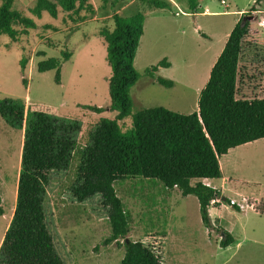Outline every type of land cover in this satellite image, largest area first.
<instances>
[{
    "label": "rangeland",
    "instance_id": "1",
    "mask_svg": "<svg viewBox=\"0 0 264 264\" xmlns=\"http://www.w3.org/2000/svg\"><path fill=\"white\" fill-rule=\"evenodd\" d=\"M53 1L58 4L57 17H52L47 11H42L40 17L33 15L36 0H14L13 8L22 10L31 17L35 27L21 34L18 41H11L7 35L0 36V98L22 99L26 107L30 104L43 106L55 117L79 120L75 151L69 166L65 170L50 172L44 201L46 223L54 244L66 263L77 260L75 264H104L106 255L102 240L110 233L106 208L99 196L78 202L70 194L81 151L88 143L89 130L101 118H114L115 115L110 110V67L106 60V46L98 35L99 29L103 26L111 27L110 19L115 13L125 16L138 11L144 13V32L133 61L139 78L129 93L132 111L162 106L188 114L197 110L199 92L204 87L206 66L212 51L223 40H227L228 33L240 17L239 11L248 12L255 0H224V3L221 0H197L195 11L190 9L188 0H169L173 7L166 8L165 12L148 7L139 0H85L94 7L95 14L77 25L64 24L62 16L66 11H63L58 0ZM82 1L84 0H75L76 6ZM151 8L152 11L149 12ZM255 8L247 16L250 24L243 40H253L254 43L263 40V43L261 42V51L257 52L256 59L247 62L244 55L241 56L239 72L244 74L248 71L250 77L242 78L249 87L245 90L239 87L238 98L264 97V78L258 74L264 73V28L257 23L261 16L264 17V1L255 5ZM178 9L186 14L176 15ZM205 9L209 13H204ZM257 10L261 13H257ZM163 14L166 15L162 17ZM63 51L70 52L71 57L62 63L60 82L57 83L54 59L63 57ZM21 58H27L23 73L19 64ZM163 58L170 61L172 66L159 67L156 75L173 80L172 87H165L145 74L147 67ZM42 65L47 67L41 70ZM260 80L263 83L258 86ZM82 105L98 106L102 112L96 113ZM119 125L122 130L129 129L132 126L131 117L119 121ZM23 136L22 129L11 127L0 116V244L15 207ZM230 156L228 153L220 157L223 176L231 175ZM251 163L262 168L261 173L253 175L261 178L264 190V149L261 154L252 158ZM221 180L219 178L218 181L209 183L216 186ZM157 185L164 188L159 180L141 176L113 183L117 196L129 213L128 228L132 239L138 240L151 231L165 233L169 229L168 213L188 211L190 227L186 231L170 227V234L164 240V264L168 260L174 263L180 258L194 260L197 257L208 260L206 264H219L228 253L221 251L219 257L211 258L214 250H211L208 233L196 223L195 205H189L187 209L180 203V206L170 205L171 201L158 197ZM228 195L231 196V193ZM225 204L229 205L228 202ZM236 215L235 233H238L243 223L248 227V241L244 246H248L249 251L259 248L264 253V219L253 211H247L246 215L237 212ZM222 217L224 223L232 220L226 212ZM72 235H77L76 239L82 242L67 249L65 241L70 237L66 236ZM153 235L145 245L154 249L160 244L155 243ZM255 242L261 245H256ZM110 245L108 264H120L119 257L123 256L124 249L115 251V244ZM247 264L263 262L253 259Z\"/></svg>",
    "mask_w": 264,
    "mask_h": 264
},
{
    "label": "trees",
    "instance_id": "2",
    "mask_svg": "<svg viewBox=\"0 0 264 264\" xmlns=\"http://www.w3.org/2000/svg\"><path fill=\"white\" fill-rule=\"evenodd\" d=\"M139 1L152 8L172 6L169 0ZM262 1L255 0L229 32L199 92L197 110L188 114L162 106L132 111L129 93L139 78L133 61L144 32V13L138 11L128 16L115 13L110 19L112 26L99 29L110 67V110L115 115L101 118L89 130L70 194L78 202L100 197L110 225V233L102 245L114 242L124 249L120 264L163 263L151 248L128 237L129 213L116 194L115 181L141 176L157 179L167 189L177 187L182 195H195L201 220L211 230L210 201L220 198L228 202V199L200 179L219 178L221 155L230 148L264 137V97H237L239 54L250 24L247 16ZM58 2L66 11L62 21L67 25H77L95 14L94 7L85 0L77 6L75 0ZM13 4L14 0H1L0 36L7 35L11 41H18L21 34L35 27V22L24 11L14 9ZM57 5L53 0H36L32 14L40 17L42 11H47L57 17ZM188 5L195 11L197 0H188ZM62 55L54 59L57 83L61 65L70 59L71 53L63 51ZM19 64L23 73L27 58H21ZM169 65L163 58L147 67L145 74L165 87H172L173 80L156 75L159 67ZM46 67L42 65L40 69ZM82 107L102 112L98 106ZM0 116L11 127L24 131L15 207L0 244V264H65L48 230L44 201L50 172L69 166L80 122L75 118L55 117L43 106L26 107L22 99L9 97L0 98ZM128 116L132 126L122 130L119 121ZM192 180L197 181L192 184ZM254 207L264 214V200ZM222 232L224 238L220 245L226 247L233 239L228 232Z\"/></svg>",
    "mask_w": 264,
    "mask_h": 264
},
{
    "label": "crops",
    "instance_id": "3",
    "mask_svg": "<svg viewBox=\"0 0 264 264\" xmlns=\"http://www.w3.org/2000/svg\"><path fill=\"white\" fill-rule=\"evenodd\" d=\"M173 7V6H172ZM158 10H163L165 12L166 8L160 9L157 8ZM152 11V8L149 10V12ZM260 11V10H258ZM209 13V11L207 12ZM242 10L239 11V15L241 16ZM259 14L261 13L258 12ZM166 14H163L162 17H164ZM238 20V19H237ZM237 22V21H236ZM233 28V27H232ZM229 34V33H228ZM228 37V36H227ZM259 41V42H258ZM226 40L222 41V44L217 46L213 51L212 54L209 58L208 64L206 66V76L204 78V85L206 81L208 80L209 73L211 70V67L213 66L214 62L216 61L217 57L221 53L224 45H225ZM261 42L263 43V40H257V42H253V40H242L241 43V50L239 54V60H238V76H237V93H239V87H242L243 90L247 89L249 87L248 84L243 82V77L249 78L250 74L248 71H245L244 74H242L240 71V62H241V56L244 55V58L247 62L252 61L253 59H256L257 52L261 49ZM261 51V50H260ZM170 65L166 68H169L172 66V63L169 61ZM162 68V67H160ZM159 68V69H160ZM158 69V70H159ZM259 76H262L264 78V73L259 72ZM263 83L262 80H260L259 85ZM202 89V88H201ZM200 89V90H201ZM240 98V97H239ZM263 98V97H261ZM246 99V98H244ZM262 149H264V137L259 138L253 141H249L243 144H240L238 146H235L233 148H230L226 154H231V158L229 160V172L231 175L223 176L222 175V168L221 170V182L218 183V185H211L209 181H218L219 178H203L200 179V181L206 185H209L212 188H216L220 191V194L222 196H225L227 199L234 200L240 204L243 205L241 209L238 207L232 206V209L229 205L225 204L224 202L217 203L214 206H209L208 212L209 216L211 219V223L213 226V229L209 230L205 225L203 224L201 220V215L199 212V203L197 200V197L193 194H188V195H182L177 187H173L171 189L167 188H162L159 185L155 186L156 189L158 188L159 190V195L158 197L162 200H169L171 201L169 204L174 206H181L187 209L189 205L193 206L195 205L196 210H197V217H196V223L200 227H204L206 232L208 233L209 240L211 241V250H214V253H212L211 258L214 257H219L221 255V251H226L228 254L227 256L221 260L219 264H247L250 260L256 259L258 262L262 260L264 264V253H262L259 248H255L253 250H248V246H244V243L248 241V227L246 223H243L239 227L238 233H235L236 227H237V221L236 213H244L246 215L247 211H253L255 214L258 215L259 218L264 219V214L259 213L255 207H252L250 204H257L260 200H264V190H262V181L261 178L257 177L256 175L253 174H258L261 173L262 168L261 166L253 165L252 158L255 155L261 154ZM259 150V152L257 151ZM225 155V154H223ZM222 156V155H221ZM220 156V157H221ZM261 156V155H260ZM220 157L218 158L219 160V165H220ZM241 159V160H240ZM240 160V161H239ZM242 162V163H240ZM259 165V164H258ZM221 167V165H220ZM264 170V169H263ZM242 177V178H241ZM194 181V182H193ZM197 180H192L191 183L194 184ZM154 189V188H153ZM228 193H231V196L228 195ZM248 202V203H247ZM238 208V209H237ZM237 212H235V211ZM227 215H230V218H232L231 221H228L227 223L223 222V217L222 214L224 213ZM175 212H171L167 214V224L169 229L164 233L163 231H151L147 235H143L144 237L136 240L132 239V236L129 235L128 237L131 240L134 241H141L144 245L148 238L151 237V234H154L152 236L153 239H156V244H160L157 248H152L149 247L153 250L155 254H157L161 260V262L164 264L163 261V244L164 240H166V237L170 234V227H174L177 229H181L186 231L190 227V215L188 214V211H183L178 214H174ZM156 216V215H154ZM264 223V222H263ZM264 226V225H263ZM219 228V229H216ZM223 231L228 232L230 236L232 237V242H230L226 247H223L220 245V240L224 238ZM158 233V234H157ZM142 233H139V235ZM144 234V233H143ZM157 234V235H155ZM138 236V235H134ZM70 237L69 240L65 241V245L67 246V249L71 247H74L77 245V243H80L82 241L76 239L78 236L77 235H72V236H66ZM137 238V237H136ZM54 241V240H53ZM76 243V244H75ZM114 243V242H112ZM111 244V243H110ZM108 244L104 246V252H105V260L104 264H108L110 262V259L108 258L109 250L111 248V245ZM115 244V243H114ZM256 245H261V243L255 242ZM116 246V245H115ZM147 246V245H145ZM56 247V246H55ZM117 247V246H116ZM115 247V251L121 250L122 248ZM58 254L59 251L56 248ZM116 253V252H114ZM61 257V255L59 254ZM123 257V256H122ZM120 255V261L122 259ZM63 262L65 264H75L77 260H74L73 262L66 263L64 259L61 257ZM208 261V260H207ZM204 258H195L194 260H182L181 258L177 260V262L172 263L170 260H168L166 263L167 264H206L207 263Z\"/></svg>",
    "mask_w": 264,
    "mask_h": 264
},
{
    "label": "built area",
    "instance_id": "4",
    "mask_svg": "<svg viewBox=\"0 0 264 264\" xmlns=\"http://www.w3.org/2000/svg\"><path fill=\"white\" fill-rule=\"evenodd\" d=\"M221 3H224V0H221ZM177 8H178V6H176ZM204 13H207L208 11H207V9H205L204 11H203ZM259 11L257 10V13H258ZM175 14L176 15H178V14H186L185 12H183V11H181L180 9H178V11H176L175 12ZM257 23H258V25L259 26H261L262 28H264V17L263 16H261L258 20H257ZM221 202H224L223 200H221L220 198H214V199H212L211 201H210V206H214L215 204H217V203H221ZM224 203H227V202H224ZM248 203V202H247ZM228 204L230 205V206H237L239 209H241L242 207H243V205L242 204H240V203H238V202H236V201H234V200H229L228 199ZM252 207H254V205L253 204H250Z\"/></svg>",
    "mask_w": 264,
    "mask_h": 264
}]
</instances>
